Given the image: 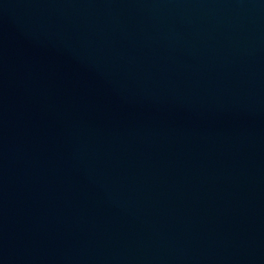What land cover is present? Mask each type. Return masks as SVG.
Returning <instances> with one entry per match:
<instances>
[{
	"label": "water",
	"instance_id": "1",
	"mask_svg": "<svg viewBox=\"0 0 264 264\" xmlns=\"http://www.w3.org/2000/svg\"><path fill=\"white\" fill-rule=\"evenodd\" d=\"M0 264H264V0H0Z\"/></svg>",
	"mask_w": 264,
	"mask_h": 264
}]
</instances>
